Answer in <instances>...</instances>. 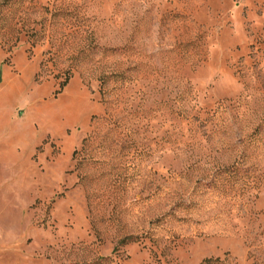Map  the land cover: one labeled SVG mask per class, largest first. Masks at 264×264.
I'll return each mask as SVG.
<instances>
[{"label": "rangeland", "instance_id": "1", "mask_svg": "<svg viewBox=\"0 0 264 264\" xmlns=\"http://www.w3.org/2000/svg\"><path fill=\"white\" fill-rule=\"evenodd\" d=\"M0 264H264V0H0Z\"/></svg>", "mask_w": 264, "mask_h": 264}]
</instances>
